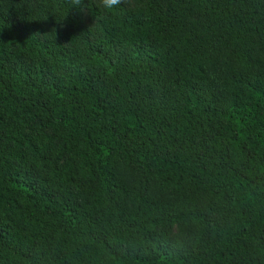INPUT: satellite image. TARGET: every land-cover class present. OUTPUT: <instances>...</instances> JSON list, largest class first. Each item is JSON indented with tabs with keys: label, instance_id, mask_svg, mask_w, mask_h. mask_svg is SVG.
Returning <instances> with one entry per match:
<instances>
[{
	"label": "trees",
	"instance_id": "obj_1",
	"mask_svg": "<svg viewBox=\"0 0 264 264\" xmlns=\"http://www.w3.org/2000/svg\"><path fill=\"white\" fill-rule=\"evenodd\" d=\"M133 1L0 0V264H264V0Z\"/></svg>",
	"mask_w": 264,
	"mask_h": 264
},
{
	"label": "clouds",
	"instance_id": "obj_2",
	"mask_svg": "<svg viewBox=\"0 0 264 264\" xmlns=\"http://www.w3.org/2000/svg\"><path fill=\"white\" fill-rule=\"evenodd\" d=\"M72 6L80 8L82 11L86 0H71ZM124 0H99V6L108 12L113 11L117 6L121 5Z\"/></svg>",
	"mask_w": 264,
	"mask_h": 264
},
{
	"label": "rangeland",
	"instance_id": "obj_3",
	"mask_svg": "<svg viewBox=\"0 0 264 264\" xmlns=\"http://www.w3.org/2000/svg\"><path fill=\"white\" fill-rule=\"evenodd\" d=\"M94 2L99 5V0H94ZM124 5H125L126 8L130 9V8H132L135 5V3H134L133 0H124ZM84 19H85L86 23H89V20H88V17H87L86 14L84 15ZM94 23L95 22L90 23V26H93ZM175 230H176L175 228H171V230H168V231L170 233H173V232H175Z\"/></svg>",
	"mask_w": 264,
	"mask_h": 264
}]
</instances>
